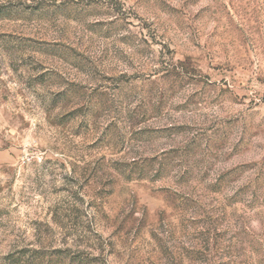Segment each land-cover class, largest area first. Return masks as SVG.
I'll use <instances>...</instances> for the list:
<instances>
[{
    "label": "rangeland",
    "instance_id": "1",
    "mask_svg": "<svg viewBox=\"0 0 264 264\" xmlns=\"http://www.w3.org/2000/svg\"><path fill=\"white\" fill-rule=\"evenodd\" d=\"M0 264H264V0H0Z\"/></svg>",
    "mask_w": 264,
    "mask_h": 264
}]
</instances>
